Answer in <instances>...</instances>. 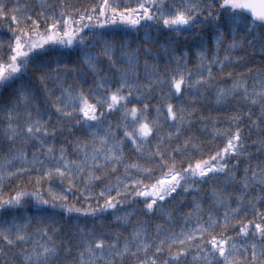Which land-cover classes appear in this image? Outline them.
Here are the masks:
<instances>
[{
	"label": "snow or ice",
	"instance_id": "6c2138e0",
	"mask_svg": "<svg viewBox=\"0 0 264 264\" xmlns=\"http://www.w3.org/2000/svg\"><path fill=\"white\" fill-rule=\"evenodd\" d=\"M0 24L10 34L0 40V210L31 197L38 213L26 223L0 219V264H264V59H249L257 50L264 57V0H40L38 10L0 0ZM117 24L143 28V43L102 40L97 48L88 32ZM195 28L214 43L213 51L201 45L195 71L186 50L152 35ZM55 46L78 50L74 67L46 59ZM237 50L248 58L227 54ZM209 96L231 112L227 127L198 107ZM198 124L201 132L211 126V140L196 134ZM22 176L34 190L5 198V183ZM54 180L87 207L53 192ZM134 203L143 208L125 209ZM43 206L109 214L122 231L57 228L39 215ZM139 211L147 219L135 218Z\"/></svg>",
	"mask_w": 264,
	"mask_h": 264
},
{
	"label": "trees",
	"instance_id": "16d2710c",
	"mask_svg": "<svg viewBox=\"0 0 264 264\" xmlns=\"http://www.w3.org/2000/svg\"><path fill=\"white\" fill-rule=\"evenodd\" d=\"M27 2L35 9L38 10L39 8V3L40 0H27ZM48 3H53L54 0H47ZM66 2L70 5H76V6H89L92 5L94 6L95 4L99 3L100 0H66ZM131 2L132 4H135V0H121V3H127ZM56 6L59 7V0H55ZM143 23V22H142ZM88 30H86L87 32ZM93 32L99 35L100 39L97 40L96 38L93 37ZM93 32H88V35L90 38L93 39V43L97 48L100 47V42L102 40H111L115 41L118 45L119 44H128L131 47L135 48L137 45H141L143 43V39L145 36V30L141 28L140 30L132 29L129 26L122 25V24H117V25H109L106 26L105 28H96L93 29ZM200 33L199 36L196 34ZM152 35L154 38L157 39L159 44H165L167 46V41L171 40L172 42V47L175 48L176 52L179 54L181 53L182 50H186L188 52L189 56V67L192 68L193 71H195V65L197 62V57L196 53L201 50V45L203 44L204 46L207 47L209 51L214 50V43L213 42H208L209 39V32L208 30H205L201 32V29L195 28L191 32H184L180 35H173L171 33H156L152 32ZM241 36L244 34L241 33ZM10 34L6 31V27L4 24H0V40L7 41L9 39ZM226 36V41L225 44L222 46L220 56L223 58V56L226 54L224 49L227 47V44L231 43V37L228 35V33H225ZM214 39V38H213ZM155 47V45H153ZM230 55L234 60L239 58V57H246L248 58V51H234L231 53H227ZM46 59L49 62L52 61H59L60 66L62 67L64 64H66L69 68H72L75 66V63L78 60V50L74 48H64L63 46H55V50L49 54ZM250 60H254L256 62V66H259V62L264 59V57H261L259 55V52L257 50V55L254 58H249ZM249 66H252L249 64ZM52 67L55 68L57 67L56 63H52ZM232 68H235L236 71H243L244 68L237 67L235 64L232 65ZM231 70V69H230ZM50 71V69H49ZM38 74V73H37ZM29 75L31 76L32 73L30 72ZM61 76L63 79H65L68 83H73V78L72 76H63V73H61ZM88 79L89 84H91V77L88 76L86 77ZM25 80L27 81L28 78L26 77ZM34 80V77H33ZM75 83L81 84L82 79H77ZM34 87L38 88L39 85L36 84ZM49 87L52 88L53 85L50 83ZM83 87L87 89L88 84H83ZM8 91L6 90L4 95L7 96ZM171 102L174 104H179V103H187V100H178L176 97L171 98ZM36 103L41 106V109L43 110L44 104H43V91L41 90L36 99ZM149 103L151 105H157L159 102L158 100L153 97L150 99ZM198 107H202L203 112L205 115H211L214 118H218L221 123L218 125L219 127H227L228 125L224 123L223 121L225 118L231 114L230 111L225 109L224 107H218L214 102L211 96H209L206 100V102L202 105H198ZM152 115L154 116L155 113L154 111L152 112ZM108 119L110 120H115L114 116H109ZM163 122V120H162ZM200 125H197V128L194 129L196 131V134L198 136H201L202 139H207L211 140L212 137L209 135L211 131V126L209 125L208 129L206 131L201 132ZM257 138V134L255 132L252 133V136L249 140V144H251V140H254ZM251 151H254L253 148H250ZM125 153L129 156H133L134 153L130 150L129 147L125 148ZM33 175H35L33 173ZM21 187H23L24 190L26 191H33L34 190V183L30 182V178L27 176H22L19 179L13 178L10 182L5 183L4 188H3V194L5 198L11 195H15L16 191L20 190ZM43 190L46 192L48 185L45 184L42 186ZM52 190L55 193H63L68 195V201L69 203H75L76 207H82L86 208L87 205L84 203L83 199H76V196H79V193H76L74 196L71 193H68L66 191L67 185H61L59 181H53L51 184ZM96 191H99V188L96 189ZM47 198V196H46ZM191 198L188 197L185 199L183 205L181 207L187 211V203ZM91 202V201H89ZM59 203V202H58ZM102 203V201H101ZM96 205L93 204V207ZM169 208H173L174 205H167ZM46 208V211L43 213H40L39 215L47 217L48 221L53 224L57 228H61L64 230H67L68 227L72 226L73 230H75L74 226L79 223L81 226H87L88 228L95 227L98 231H116V230H121L117 228L115 217L109 214H105L104 216H82L76 213L73 214H68L65 212L62 208L56 207V208H51L47 206H43ZM125 209H130V208H138L142 209L143 205L142 204H133V205H124ZM36 202L34 199L31 197H26L25 198V203L23 204V207L21 208H9L7 210H0V219L5 220V221H12L14 218L20 222V223H26L27 220L25 218H35L38 213L36 212ZM178 215L177 217H174V219H177L178 221ZM135 218L139 219H147L143 215L142 211H139L135 213ZM163 222V221H159ZM37 227L35 224V219L32 220V227L29 228V231H33V229ZM177 227H179V223H177Z\"/></svg>",
	"mask_w": 264,
	"mask_h": 264
}]
</instances>
